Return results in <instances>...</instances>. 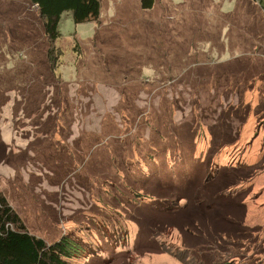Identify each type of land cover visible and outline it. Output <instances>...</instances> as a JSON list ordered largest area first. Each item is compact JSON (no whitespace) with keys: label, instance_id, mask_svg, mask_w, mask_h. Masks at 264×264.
Segmentation results:
<instances>
[{"label":"rangeland","instance_id":"374dc122","mask_svg":"<svg viewBox=\"0 0 264 264\" xmlns=\"http://www.w3.org/2000/svg\"><path fill=\"white\" fill-rule=\"evenodd\" d=\"M0 0V194L70 264H264V10Z\"/></svg>","mask_w":264,"mask_h":264},{"label":"trees","instance_id":"16d2710c","mask_svg":"<svg viewBox=\"0 0 264 264\" xmlns=\"http://www.w3.org/2000/svg\"><path fill=\"white\" fill-rule=\"evenodd\" d=\"M264 10V0H253ZM35 6L49 44L50 63L57 60L54 43L59 38L58 23L63 13H70L74 24L98 21L101 0H28ZM155 0H140V8L148 10ZM81 245L69 237L51 244L31 235L19 216L0 194V264H70L82 254Z\"/></svg>","mask_w":264,"mask_h":264}]
</instances>
